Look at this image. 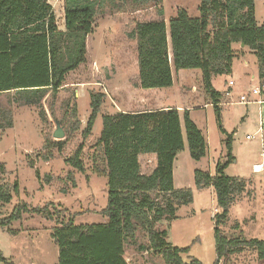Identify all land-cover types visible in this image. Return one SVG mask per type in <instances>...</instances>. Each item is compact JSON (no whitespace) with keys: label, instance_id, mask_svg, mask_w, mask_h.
Wrapping results in <instances>:
<instances>
[{"label":"trees","instance_id":"trees-1","mask_svg":"<svg viewBox=\"0 0 264 264\" xmlns=\"http://www.w3.org/2000/svg\"><path fill=\"white\" fill-rule=\"evenodd\" d=\"M107 0H64L65 30L58 27L52 4L48 0H0V94L13 92V102L41 108L43 101L56 97L69 72L87 61V37L93 33L99 10ZM136 4L161 5L163 0H132ZM199 16L179 8L167 22L164 18L138 21L130 32L136 41L139 86L144 89L167 88L174 82V69L198 68L204 88L218 114L226 134L227 159L219 162L212 174L200 169L194 172L197 187H212L219 211L215 213V264L234 254L254 249L264 261V239L228 237L222 230L230 209L246 192L249 181L225 174L235 159L234 133L222 125V93L212 85L214 75L227 74L237 56L233 43H244L257 56L260 86L264 85V24L256 18V0H202ZM159 13H163L160 10ZM104 92L91 93V114L84 137H89L105 100ZM74 117L78 110L71 108ZM14 125L13 112L0 105V130ZM96 145L102 147L108 184L107 206L102 223L77 224L73 218L60 220L51 232L58 245V264H131L126 257L127 242H136L140 226L148 231L149 244L164 258L165 264H202L198 258L182 257L188 247L174 246L168 239V228H158L162 219L173 221L180 206L194 202L191 188H177L174 182L175 159L186 144L192 159L207 155L206 137L189 110L177 107L136 112L118 111L105 114ZM77 129V128H75ZM59 151L65 140L49 142ZM66 162L85 171L84 145L78 146ZM155 154L157 168L151 174L142 172L140 154ZM52 153L46 154L48 160ZM5 173L3 165L0 166ZM52 176L47 175L50 183ZM75 185V182L73 183ZM15 190L18 186L15 184ZM11 188L0 183V205L13 198ZM29 209L17 204L0 224L8 227ZM35 208V211H40ZM55 218L53 213L49 214ZM57 217V216H56ZM0 259L6 261L2 252Z\"/></svg>","mask_w":264,"mask_h":264},{"label":"rangeland","instance_id":"rangeland-1","mask_svg":"<svg viewBox=\"0 0 264 264\" xmlns=\"http://www.w3.org/2000/svg\"><path fill=\"white\" fill-rule=\"evenodd\" d=\"M48 1L53 6L58 27L65 30L64 0ZM201 1L163 0L161 5H147L136 4L132 0H107L97 14L93 33L87 37V61L69 72L56 97L44 99L46 119L42 118L41 108L13 102V92L0 94V105L11 109L14 120L13 127L0 130V166L6 170L4 173L0 168V183L13 188L12 200L0 205V218H7L17 204L26 203L29 207L8 227L0 224V252L6 258V261L0 259V264H58L59 248L51 232L60 220L73 218L77 224L106 220L102 214L108 204L106 165L102 147L96 145L103 129L101 113L92 134L87 138L83 135L92 111L90 95L106 94L101 112L113 111L111 106L116 101L123 103L125 109H131V99L140 96L137 93L135 96L123 95L126 94L125 71L134 81L137 74L136 41L130 38V32L138 21L164 18L169 22L182 7L193 16H199ZM256 1L258 20L264 24V0ZM160 10H163L162 14ZM243 47L233 43L237 56L232 70L227 74L214 75L220 90H224L226 81L232 79L235 82L232 85L234 96L238 99L242 92H249L251 84L258 83V80L251 81V76L259 71L256 54L249 47ZM179 71L173 87L160 89L170 95L168 100L173 106L191 107V119L203 129L209 153L207 151L205 159H192L185 143L186 148L179 152L177 159L176 184L181 188H191L194 202L180 206L176 219L172 222L162 219L157 227L168 228V239L174 246L189 248L182 254L185 260L198 258L202 264H215L214 215L219 211L217 200L214 188L212 193L211 187H197L194 172L200 169L213 174L217 164L226 161L228 152L215 106L208 105L206 109L201 106L212 103L204 88L201 69ZM149 97L152 99V95ZM73 106L78 110L77 117L72 114ZM221 114L222 125L231 132H237L233 149L236 161L226 168L225 174L240 176L250 182L246 192L230 209L221 228L228 237L264 239V169L261 172L253 170L255 163H263L264 166V134L261 138V134L255 132L260 126L258 105L225 106ZM57 123L66 132L62 151L49 143L61 141L54 137ZM81 143L85 147L82 157L86 166L82 172L66 162ZM49 153L52 156L46 160L44 156ZM47 175L52 176L50 183L46 181ZM35 208L41 210L35 211ZM51 213L55 215L54 219L49 215ZM136 240L127 242L126 257L131 264H165L160 254L149 248H140V245L149 244L146 228L139 227ZM220 264H264V261L252 248L234 254L230 259H222Z\"/></svg>","mask_w":264,"mask_h":264},{"label":"crops","instance_id":"crops-1","mask_svg":"<svg viewBox=\"0 0 264 264\" xmlns=\"http://www.w3.org/2000/svg\"><path fill=\"white\" fill-rule=\"evenodd\" d=\"M257 12L258 11H257V1H256V18H257L258 23L261 24L260 21L258 20ZM238 45L241 46V43H238ZM245 47H248V46H244L243 48H245ZM256 58H257V56H256ZM257 62H258V60H257ZM247 63H248V60L246 61V64ZM135 70L137 71V74L135 76V81L130 78V75L128 74V71H125V73H124V80H125L124 88H125L126 94H123V95H131V96L134 95L135 96V94L137 93V94H139L140 98H138L136 96L137 98L131 99V109H125L124 108L125 105L123 103H121L119 101H116V102L114 101L115 102L114 106H111L113 108V111H111L109 113L100 112L102 114V117L105 114H116V113H118V111L136 112V111L155 110V109H162V108L168 109V108H174V107H177L180 110V113H183L184 110H189L190 117H191V112H192L191 111V107H188V106L182 107V106H180L178 104L173 106V103L169 102V100H168L170 98V95H168V93H165V92L162 91L164 89H160V88L144 89V88H141L139 86L138 61L136 62ZM179 74H180V71L174 70V82H173V85H174L175 81L177 80V77L179 76ZM214 77L215 76L212 77V85H213V87H215L218 91H220L222 93V99H221L220 108L223 111V113H224L225 106L244 105V104H241V103H237V101H239L240 99H238V98H236L234 96L235 89H234L233 86L235 85V82L232 79H229V81H233L234 82L233 86H229V83H228L229 81H226V84L224 86L225 87L224 90H220V89H218V87L215 84V82L217 80ZM256 80H258V83L257 84H255V83L251 84L250 85L251 87L249 88V91L252 90L253 88L259 87V85L261 84V81L259 79V71L257 73H254L251 76V81H256ZM173 85H172V87H173ZM228 90H231V95L230 96L226 95V92ZM242 94H245V93L242 92L241 95ZM79 95L82 96V94L80 92H79ZM142 95H143V97H141ZM149 95H152V99L149 97ZM259 98L260 97H258V96L254 97V99H259ZM90 99H91V95H90ZM251 104L252 105H258L259 119H260L259 120V124H260V126L255 132L258 133V134H261V138H263V134H264V100L260 104L259 103H249V105H251ZM208 105L211 106L212 103H210V104L205 103L204 105H201V106L206 109V108H208ZM249 105H245V106L249 107ZM224 118H225V115L223 116V119ZM201 130L203 131V129H201ZM224 130L227 133H231L230 129L226 128V126L224 127ZM232 132L234 133V135H235V133H237L236 130L232 131ZM203 133H204V131H203ZM99 137H100V135H99ZM224 137L225 138L223 140L225 142L226 134H224ZM206 141H207V139H206ZM234 142H235V137L233 136V149H235V143ZM185 148H186V146H185ZM185 148H184V150H185ZM226 148H227V146H226ZM208 153H209V149H208ZM208 153H207V155H208ZM178 156H179V153H178V155H177V157L175 159V162H174L175 163V165H174V182H175V187L181 188V187H178L177 184H176V179L178 177V171H177V159H178ZM202 159H205V158H202ZM202 159H200V160H202ZM139 160H140V164L142 165V172L145 173V174H151L157 168V156L155 154H146V153L145 154H140ZM235 161H236V157L233 160V162H235ZM233 162H231V163H233ZM255 164H262L263 165V163H255ZM255 164H253V165H255ZM229 167H227V169ZM209 172L211 173L212 171H209ZM212 193H213V188H212ZM214 196H215V191H214ZM177 216L178 215L176 214V217Z\"/></svg>","mask_w":264,"mask_h":264},{"label":"built area","instance_id":"built-area-1","mask_svg":"<svg viewBox=\"0 0 264 264\" xmlns=\"http://www.w3.org/2000/svg\"><path fill=\"white\" fill-rule=\"evenodd\" d=\"M233 84H234L233 81H229V86H232ZM226 95L230 96L231 95V90H228L226 92ZM255 96H258L260 98L259 99H254ZM263 98H264V85H263V87L259 86L257 88H253L252 90H250L246 94H242L240 96V100L237 101V103H241V104H244V105H249V103H259L260 104L264 100ZM249 137H250V135L247 138H249ZM260 165H262V164H260ZM261 168L264 169V166L262 165V167L259 168L258 165L255 164L254 167H253L255 172H261Z\"/></svg>","mask_w":264,"mask_h":264},{"label":"water","instance_id":"water-1","mask_svg":"<svg viewBox=\"0 0 264 264\" xmlns=\"http://www.w3.org/2000/svg\"><path fill=\"white\" fill-rule=\"evenodd\" d=\"M244 46V43H241ZM57 131L54 134V137L58 140H62L66 137V132L59 127V123H57Z\"/></svg>","mask_w":264,"mask_h":264},{"label":"bare ground","instance_id":"bare-ground-1","mask_svg":"<svg viewBox=\"0 0 264 264\" xmlns=\"http://www.w3.org/2000/svg\"><path fill=\"white\" fill-rule=\"evenodd\" d=\"M258 165V167L260 168V167H262V165H260V164H257ZM261 171H263V169L261 168Z\"/></svg>","mask_w":264,"mask_h":264}]
</instances>
